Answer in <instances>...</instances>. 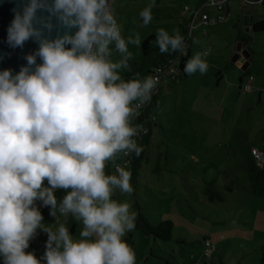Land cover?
<instances>
[{"label":"clouds","instance_id":"9594fccd","mask_svg":"<svg viewBox=\"0 0 264 264\" xmlns=\"http://www.w3.org/2000/svg\"><path fill=\"white\" fill-rule=\"evenodd\" d=\"M154 6L152 0L140 11L141 27L151 23ZM38 10L49 17H37ZM14 11L8 44L23 47L35 38L39 49L27 55V65L17 74L0 71V256L4 264H41L25 250L42 228L48 234L46 264H136L124 237L135 229L137 213L130 202L113 199L116 190L133 193L132 173L119 164L116 174L105 169L120 153L139 157L143 151L132 121L151 101L159 78L137 74L126 81L121 75L133 59L128 46L140 47L141 36L122 34L109 0H29L22 12ZM53 16L78 30L44 37L43 31L53 28ZM173 32L158 29L160 53L186 55L184 37L179 29ZM37 56L42 63H36ZM203 56L195 53L184 72L204 74L208 63ZM57 189L66 190L60 202ZM37 200L65 222L57 219L55 230L42 224ZM70 215L82 223L78 237L70 235Z\"/></svg>","mask_w":264,"mask_h":264},{"label":"rangeland","instance_id":"374dc122","mask_svg":"<svg viewBox=\"0 0 264 264\" xmlns=\"http://www.w3.org/2000/svg\"><path fill=\"white\" fill-rule=\"evenodd\" d=\"M151 2L109 0L125 37L139 32L142 41L160 28L179 29L185 19L183 6L196 4V0H155L151 23L141 27L139 13ZM240 4V0H231L228 21L209 28L207 35L195 31L188 60L195 53H204L208 70L186 74L179 84L160 90L154 108L156 125L145 148L148 161L142 162L136 195L119 190L113 195L120 202H130L135 212L137 200L152 224L172 222L170 240L136 228L126 234L124 239L129 234L132 237L129 245L135 251L136 264H261L264 198L252 194L245 166L251 147L264 148V32L244 29L237 16ZM250 14H264V8L254 4ZM240 34L248 38L249 60L244 69L240 60L247 57L243 53L240 62L232 61L238 45L246 50L238 39ZM109 47L114 49V43ZM128 47L132 60H140L141 47ZM119 58L114 52V59ZM113 165L109 162L106 174H114ZM155 165L162 172L153 171ZM204 181H211L223 199L209 201ZM42 217V224L53 230L57 219L65 222L59 213ZM66 223L70 235L78 237L82 223L71 215ZM204 237L213 248L210 257L204 255ZM47 239L48 234L39 228L25 250L34 253L41 264H46L42 257Z\"/></svg>","mask_w":264,"mask_h":264},{"label":"trees","instance_id":"16d2710c","mask_svg":"<svg viewBox=\"0 0 264 264\" xmlns=\"http://www.w3.org/2000/svg\"><path fill=\"white\" fill-rule=\"evenodd\" d=\"M203 0H199V3ZM262 5L264 6V0L261 1ZM252 31L253 32H264V14L261 15V17L257 20H255L252 23ZM168 31V30H166ZM179 31L180 34L185 37L186 35V26L185 22L181 25H179ZM170 35L174 34L173 31H168ZM243 42L247 43L248 38L246 36H241L239 38ZM193 40V39H192ZM191 40V41H192ZM156 41V33L150 34L146 36L142 42H141V58L138 61L131 60L129 61L130 69H126L122 73V78L124 80H131L134 77H136L137 74H139L138 78L148 76L152 71L153 68H155L157 65L163 63L166 59L171 58L176 55L175 53H160L158 45L155 43ZM191 41H190V47H191ZM190 47L188 49L187 55L182 59V66L181 69L184 72V66L185 62L189 56ZM181 80V79H180ZM158 96V95H157ZM157 96L153 99L152 104L150 105V109L155 112L156 107V99ZM151 131V129H150ZM150 131L149 133L144 137V140L141 142L140 146H142L143 151L140 154L139 157H137L134 153L133 160L129 164L128 168H130L132 176H131V184L134 189V191L137 190V183L139 180L140 175V168L142 165V162L146 157L144 156L145 148L148 145V140L150 137ZM263 151V149H258ZM119 157V156H118ZM118 160V158H117ZM116 160V161H117ZM112 163V162H111ZM109 166V164H108ZM107 166V167H108ZM245 171L247 173L248 182L252 191V194L258 197L264 198V163L262 166H259L255 163L251 150L249 149V155L247 157V162L245 166ZM133 191V195H136V192ZM204 193L206 197H208L209 201L213 200H222L223 195L221 191L217 188H214L213 183L211 181H207L204 186ZM54 195L57 198V201L60 202L66 195V190L64 189H57L54 191ZM134 205L136 207V213H137V220H136V229L140 230L142 233L146 235H151L154 238H159L161 240H170L172 236V222L169 220H163L159 221L156 224H152L149 222V220L146 218V216L143 213L141 205L136 200L134 202ZM51 213V207L46 206L42 216H49ZM206 238L204 237V240ZM125 240L128 244L132 243V237L129 234ZM205 251V247H204ZM205 255V253H204ZM206 256V255H205ZM211 256V254H210ZM207 256V257H210ZM259 262L261 264H264V246L261 248V256L259 259ZM0 264H4L3 257L0 256Z\"/></svg>","mask_w":264,"mask_h":264},{"label":"built area","instance_id":"2783aa9c","mask_svg":"<svg viewBox=\"0 0 264 264\" xmlns=\"http://www.w3.org/2000/svg\"><path fill=\"white\" fill-rule=\"evenodd\" d=\"M231 0H203L195 6L184 5L182 8V16L185 17L184 22L186 26V35L184 42L186 45L185 52L187 55L190 47V41L194 38V33L197 30L206 31L225 21L229 14V3ZM177 52L175 56L166 59L163 63L153 68V71L149 75L157 76L159 82L156 88L153 90L151 101L145 103L139 110V114L133 119L132 123L138 127V134L134 137L138 145L144 140V137L149 133L151 127L155 124L156 113L150 109V105L153 99L159 94L160 89L165 84L179 83L183 71L181 69L182 59L186 56ZM143 78V77H141ZM136 102H134L135 104ZM255 163L262 166L264 163V153L258 149L251 150ZM134 153L124 154L120 153L118 160L113 165V171L115 173V165L119 164L122 167H128L133 160ZM44 186L48 187L47 180L44 181ZM35 206L41 212V215L46 206L43 205L42 201H35ZM205 255L210 256L212 252V246L208 239L204 240Z\"/></svg>","mask_w":264,"mask_h":264},{"label":"water","instance_id":"95a60500","mask_svg":"<svg viewBox=\"0 0 264 264\" xmlns=\"http://www.w3.org/2000/svg\"><path fill=\"white\" fill-rule=\"evenodd\" d=\"M251 1L252 0H249V2ZM28 2L29 0H0V71L10 69L13 75L17 74L21 67L27 65V55L34 54L39 49V43L35 38L27 40L23 47L13 48L7 42L8 28L15 16L14 10L22 12L24 6ZM51 2L52 0H49V3ZM49 15L50 14L45 10L37 11V17L47 18ZM260 17L261 15L252 17L249 13H245L242 17V24L245 26V29L248 30L250 22L257 20ZM51 22L53 24L52 30L50 32L46 29L43 31L44 37L48 39H56L59 36H63L65 33L74 35L78 30L76 27L67 28L62 26L54 16L51 17ZM36 26L41 27V25ZM66 47H71V45H66ZM240 53H243L244 56L248 57L247 50H241V46L238 45L235 48V54L232 57V61H236L240 56ZM36 63H42L41 58L38 56L36 58ZM246 64L247 62L242 65L243 69L246 67Z\"/></svg>","mask_w":264,"mask_h":264},{"label":"crops","instance_id":"0c3cea01","mask_svg":"<svg viewBox=\"0 0 264 264\" xmlns=\"http://www.w3.org/2000/svg\"><path fill=\"white\" fill-rule=\"evenodd\" d=\"M241 1V4H240V8H239V11H238V17H243V15L245 14V13H251L252 12V7H253V5L254 4H259L260 6H262L263 8H264V6L262 5V3H261V1H258V0H252L251 2H249V0H240ZM199 3V0H196V4L195 5H197ZM231 3V2H230ZM230 3H229V11H230V14H229V16H228V18L225 20V21H223V22H221V23H218L217 25H215V26H213V27H211L210 29H214V28H216V27H218V26H220L221 24H225V22H227L228 21V19L230 18V16H231V14H232V11H231V7H230ZM249 3H251V4H249ZM248 5H250V6H248ZM252 17H254V15H252V14H250ZM260 15H263V14H260ZM254 21H251L250 22V24H249V29H251L252 28V23H253ZM179 25V24H178ZM233 26L234 27H236V24H233ZM209 29V30H210ZM244 29H245V26H244ZM248 29V30H249ZM200 30V29H199ZM246 30V29H245ZM248 30H246V31H248ZM252 30V29H251ZM201 31V33L202 34H204V35H207L208 34V31H206V33H204L202 30H200ZM241 36H243V35H239L238 36V39L241 37ZM240 40V39H239ZM241 41V40H240ZM245 46H246V50L248 49V45L245 43V42H242ZM234 51H235V49H234ZM189 58V57H188ZM188 58H187V60H188ZM187 60H186V62H187ZM247 60H249L248 59V57H247V59H246V61H244V58L243 57H241V63H242V65L244 64V63H246V62H248ZM239 60H238V58H237V61H234V64L235 63H237ZM239 61V62H240ZM186 62H185V64H186ZM250 63V62H249ZM185 76H186V73L185 72H183V75H182V77H181V80L183 79V78H185ZM181 80L179 81V83L181 82ZM179 83H170V84H165V85H163L162 87H161V89L160 90H162L163 88H164V90L165 89H169L170 87H171V85H174V84H179ZM159 94H160V92H159ZM158 98H159V95H158V97H157V99H156V104H157V102H158ZM156 116H157V113H156ZM156 125V124H155ZM155 125H153L152 127H151V131H150V137H149V140H148V144H149V142H150V139H151V137L153 136V128H154V126ZM148 146V145H147ZM146 146V147H147ZM252 149H254V148H250V150H252ZM261 149H263V148H261ZM146 151V150H145ZM248 155H249V151H248V153H247V156H246V162H247V157H248ZM144 156L146 157V160L145 161H148V157L146 156V154L144 153ZM165 158H167V156H165ZM159 157H157V160L159 161ZM167 164V161L165 162V165ZM108 166V165H107ZM107 170L109 171V166L107 167ZM161 170V167H159V165H155V167H154V169H153V171H160ZM163 170V169H162ZM162 170H161V172H162ZM178 179V178H177ZM138 182H139V180H138ZM207 181H204L203 182V184H202V186H205V183H206ZM185 183V182H184ZM188 185H189V183H188ZM227 187V189L229 190V192H231L232 191V188L230 187V186H226Z\"/></svg>","mask_w":264,"mask_h":264}]
</instances>
